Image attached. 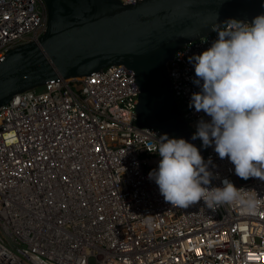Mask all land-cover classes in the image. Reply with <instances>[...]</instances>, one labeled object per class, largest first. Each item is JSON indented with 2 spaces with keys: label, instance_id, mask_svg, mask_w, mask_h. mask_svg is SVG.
<instances>
[{
  "label": "built area",
  "instance_id": "built-area-1",
  "mask_svg": "<svg viewBox=\"0 0 264 264\" xmlns=\"http://www.w3.org/2000/svg\"><path fill=\"white\" fill-rule=\"evenodd\" d=\"M235 21L168 62L171 90L193 130L211 118L189 107L201 91L189 57ZM46 27L43 0H0V61ZM139 95L134 71L113 64L51 79L0 107V264H264V181L236 176L213 145L198 149L211 158L208 187L230 180L257 196V214L235 204L166 202L149 172L158 169L159 140L179 137L138 124Z\"/></svg>",
  "mask_w": 264,
  "mask_h": 264
},
{
  "label": "water",
  "instance_id": "water-1",
  "mask_svg": "<svg viewBox=\"0 0 264 264\" xmlns=\"http://www.w3.org/2000/svg\"><path fill=\"white\" fill-rule=\"evenodd\" d=\"M46 31L11 48L0 61V107L51 79L90 75L121 64L140 89L137 122L192 140L194 132L171 90L168 62L189 42L230 20L252 22L264 0H43Z\"/></svg>",
  "mask_w": 264,
  "mask_h": 264
},
{
  "label": "clouds",
  "instance_id": "clouds-1",
  "mask_svg": "<svg viewBox=\"0 0 264 264\" xmlns=\"http://www.w3.org/2000/svg\"><path fill=\"white\" fill-rule=\"evenodd\" d=\"M188 62L195 71L193 83L201 89L192 94L189 107L211 118L198 122L191 139H200L204 148L214 145L239 178L264 181V14L218 31L211 46ZM157 152L161 159L149 179L172 206L187 209L203 201L211 209L235 204L243 215L257 214V196L230 180L224 179L222 187H208L214 178L211 158L205 162L194 144L165 135Z\"/></svg>",
  "mask_w": 264,
  "mask_h": 264
},
{
  "label": "rangeland",
  "instance_id": "rangeland-1",
  "mask_svg": "<svg viewBox=\"0 0 264 264\" xmlns=\"http://www.w3.org/2000/svg\"><path fill=\"white\" fill-rule=\"evenodd\" d=\"M194 133L196 132V130L191 129ZM198 141H200V143L202 144V141L200 139H198Z\"/></svg>",
  "mask_w": 264,
  "mask_h": 264
}]
</instances>
